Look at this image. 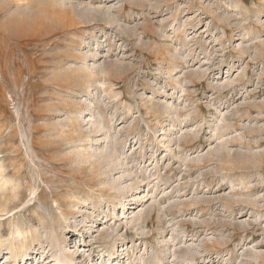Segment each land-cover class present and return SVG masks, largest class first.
I'll return each mask as SVG.
<instances>
[{"label":"rangeland","instance_id":"obj_1","mask_svg":"<svg viewBox=\"0 0 264 264\" xmlns=\"http://www.w3.org/2000/svg\"><path fill=\"white\" fill-rule=\"evenodd\" d=\"M0 264H264V0H0Z\"/></svg>","mask_w":264,"mask_h":264}]
</instances>
